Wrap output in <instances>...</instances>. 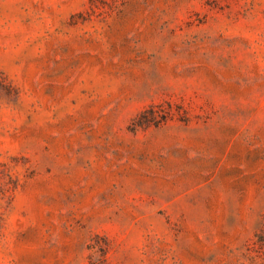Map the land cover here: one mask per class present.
<instances>
[{"label":"rangeland","instance_id":"obj_1","mask_svg":"<svg viewBox=\"0 0 264 264\" xmlns=\"http://www.w3.org/2000/svg\"><path fill=\"white\" fill-rule=\"evenodd\" d=\"M0 264H264V0H0Z\"/></svg>","mask_w":264,"mask_h":264}]
</instances>
